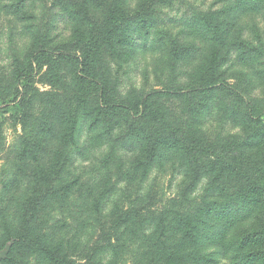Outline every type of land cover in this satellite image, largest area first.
Returning a JSON list of instances; mask_svg holds the SVG:
<instances>
[{
    "label": "rangeland",
    "instance_id": "obj_1",
    "mask_svg": "<svg viewBox=\"0 0 264 264\" xmlns=\"http://www.w3.org/2000/svg\"><path fill=\"white\" fill-rule=\"evenodd\" d=\"M252 2L0 0V264H264Z\"/></svg>",
    "mask_w": 264,
    "mask_h": 264
},
{
    "label": "trees",
    "instance_id": "obj_2",
    "mask_svg": "<svg viewBox=\"0 0 264 264\" xmlns=\"http://www.w3.org/2000/svg\"><path fill=\"white\" fill-rule=\"evenodd\" d=\"M254 2H252V3H248L247 4V6L244 8H242V6H241V4L239 5V8H241L242 10L244 9V10H247V8H249L250 10H253L254 8H256V6H257V0H253ZM77 13V12H76ZM73 13H67V15H68V17L70 18V20L71 21H73L74 20V17H73V15H72ZM136 21L137 23H135V24H137V25H140V27H143V28H147V21L146 20H144L143 19V17H141V16H136V15H131V16H126V17H124L122 20H121V22L116 26V28H115V32L112 34V37H113V35H115V34H117V42L118 43H120L123 47H128V46H130L131 44H133V41H132V38H131V36H130V32H127L126 31V28L124 29V31H123V33H121V34H119V32L121 31V29L123 28V26L125 25V24H128L129 22H131V21ZM107 26V25H106ZM108 35V33H106V37H105V39L103 40V38H104V36H103V38H102V42L100 43V45H103L104 44V41L106 40V38L108 37L107 36ZM127 35H128V37H127ZM72 42H74V40L72 39L71 40V42H70V45L72 44ZM140 45V44H139ZM139 45H137V48L140 50V52H141V54L142 55H144L145 53H146V49H148L149 47L148 46H145V47H141V46H139ZM63 59V58H62ZM125 63H128V58L127 57H125ZM219 88H217V87H215V86H213V84H211L210 85V87H207L206 89L205 88H199V87H197L196 88V91H197V93H199V94H201V93H203V92H206V91H211V90H214V89H217V90H223V89H231L232 87H231V85H229V84H225V86H223V87H220V86H218ZM212 92V91H211ZM252 110H251V108H246L245 110H243V113H242V120L244 121V122H253L254 123V121H255V116L252 118ZM25 119L26 120H28V118L27 117H25ZM80 118H78V120H79ZM254 129L255 130H252L251 132H253V131H255L256 133H254L252 136H248V138L246 137V140H245V144L248 146V147H252L253 149H255V148H257L258 146H260V145H262L263 143H264V139H262L261 138V136L262 135H264L263 133H264V122H263V120L260 118V119H258L257 120V122H255L254 123ZM78 133H80V131H78ZM104 133H106V132H104ZM155 148H156V146H154ZM245 220H246V217H243L242 216V218L240 219V223L242 222V221H244L245 222ZM191 221L189 220V224H188V226H187V228L189 229V230H191L190 229V226H191ZM243 223V222H242ZM208 226H210V227H212L209 223H208ZM212 229L214 230L215 228H213L212 227ZM17 241V240H16ZM16 245V244H15ZM49 254H51L50 252H48ZM246 257H248V256H246ZM252 264V263H251Z\"/></svg>",
    "mask_w": 264,
    "mask_h": 264
},
{
    "label": "water",
    "instance_id": "obj_3",
    "mask_svg": "<svg viewBox=\"0 0 264 264\" xmlns=\"http://www.w3.org/2000/svg\"><path fill=\"white\" fill-rule=\"evenodd\" d=\"M0 259H2V257Z\"/></svg>",
    "mask_w": 264,
    "mask_h": 264
}]
</instances>
